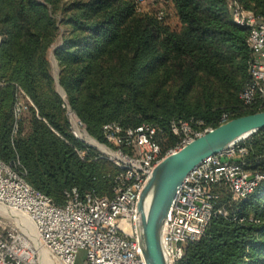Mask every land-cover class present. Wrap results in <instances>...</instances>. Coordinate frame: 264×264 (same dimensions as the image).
Masks as SVG:
<instances>
[{"label":"trees","instance_id":"trees-1","mask_svg":"<svg viewBox=\"0 0 264 264\" xmlns=\"http://www.w3.org/2000/svg\"><path fill=\"white\" fill-rule=\"evenodd\" d=\"M237 1L264 18V0ZM165 2L174 6L179 29L137 12L133 0H0V161H18L28 184L57 206L72 189L111 197L119 173L74 138L65 107L107 147V124L157 126L163 154L178 143L172 121L215 129L224 114L230 121L264 111L240 100L250 81L249 32L233 22L227 0ZM60 38L54 56L65 98L49 61ZM20 91L33 106L28 135L25 116L14 111ZM243 144L245 169L264 172V129ZM215 191L228 216H214L178 264H264V183L238 203L224 187Z\"/></svg>","mask_w":264,"mask_h":264},{"label":"built area","instance_id":"built-area-1","mask_svg":"<svg viewBox=\"0 0 264 264\" xmlns=\"http://www.w3.org/2000/svg\"><path fill=\"white\" fill-rule=\"evenodd\" d=\"M137 4L141 0H135ZM233 22L248 29L247 47L250 81L240 94L244 106L264 109V18L245 10L237 0H227ZM162 13H158V19ZM72 135L78 141L92 142L102 157L118 168L113 195H81L76 189L66 193V203L57 206L45 194L32 188L18 161H0V206L24 215L32 224L30 237L14 224L0 223V264H42L44 250L55 264H146L140 245L138 201L153 170L166 157L179 152L193 140L212 130L202 121H172L171 132L178 138L175 147L162 153L156 139L160 129L143 124L123 129L116 123L103 127L107 144L88 135L85 125L68 107ZM23 106L17 105L20 118ZM229 121L227 114L221 125ZM241 139L193 169L177 192L162 229V245L167 264H178L187 247L202 239L216 215L228 216L218 207L216 188L224 187L231 202L248 198L264 183V172L246 170L247 149ZM81 158L85 152H78ZM84 258L80 262V253ZM53 264V263H52Z\"/></svg>","mask_w":264,"mask_h":264},{"label":"water","instance_id":"water-1","mask_svg":"<svg viewBox=\"0 0 264 264\" xmlns=\"http://www.w3.org/2000/svg\"><path fill=\"white\" fill-rule=\"evenodd\" d=\"M55 80L59 92L64 95L58 77ZM262 129L264 111L230 120L193 140L158 164L138 201L140 245L146 264H167L162 245V229L177 192L189 173L204 160Z\"/></svg>","mask_w":264,"mask_h":264},{"label":"rangeland","instance_id":"rangeland-1","mask_svg":"<svg viewBox=\"0 0 264 264\" xmlns=\"http://www.w3.org/2000/svg\"><path fill=\"white\" fill-rule=\"evenodd\" d=\"M133 2L137 6V8H136L137 9V12L142 13V14L143 13L144 14H153V15L156 14V16H158V13L161 12L162 15H161V18L159 19L160 21L165 22V23L167 22V24L170 25V27L172 29H179L180 25L178 23V19H177V16H176L175 8H174V6L172 4H168V2L166 3L165 0H141V1H139V4H137L135 0H133ZM61 45H62V39L60 38L53 45V47L51 48L50 53H49V61H50L51 74H52V76H53L54 79H56V77H58V79H59L60 72H61L60 71V68L58 66L57 60L55 59L54 51H55L56 48L60 47ZM55 82H56V80H55ZM56 88H57V84H56ZM57 92H58V94L61 97L65 98V92L64 91H63L64 95H62L59 92L58 88H57ZM17 99H18V101L16 102L14 111H16L17 105L23 106V111L21 113V114H23L22 116H25V119H24V121L22 123V126H23V135H28L29 132H30V129H29V124H28L27 118H28V116L30 114V108H32L33 106L31 104V101L29 100V98L22 91L19 92ZM68 124H69V122H68ZM13 134L14 135H17V132H13ZM92 140H94V139H92ZM79 142L83 143L86 146L93 145V143L92 142H89V140L87 141V143L82 142V141H79ZM93 148L97 150L96 147H93ZM22 216L25 217L24 215H22ZM24 221H26L28 223V225L30 226V228L32 227L31 224L29 223V221L27 219L24 218ZM0 223L2 225H4V224H6V225H8V224H14V225L18 226L24 233H26L30 237L31 236L33 237L34 236V231H33V233H30V234H29V232L24 231V229L21 227L22 224H19L17 222V220L13 216H11V214L8 211L7 208L1 207V206H0ZM28 225H23V226L28 227ZM83 258H84V253L81 252L80 253V262H81V260ZM50 263H51V261H50ZM52 263L55 264L54 262H52Z\"/></svg>","mask_w":264,"mask_h":264},{"label":"bare ground","instance_id":"bare-ground-1","mask_svg":"<svg viewBox=\"0 0 264 264\" xmlns=\"http://www.w3.org/2000/svg\"><path fill=\"white\" fill-rule=\"evenodd\" d=\"M245 138L246 137H243L242 139H245ZM147 204H148V200L146 201V206H147ZM8 211L10 212L11 216H13L17 220V222L19 224H22L21 227L24 229V231L29 232V234L30 233H33V231H34L33 230V227L30 228V226L28 225V223L26 221H24V218L27 219L26 217H23L22 214H20L19 212L14 211V210H11L10 209ZM29 223H30V221H29ZM23 225H28V227H25ZM31 226H32V224H31ZM40 256H41V262H42V264H51L50 263V260H49V257H48L47 253L44 250H40Z\"/></svg>","mask_w":264,"mask_h":264}]
</instances>
